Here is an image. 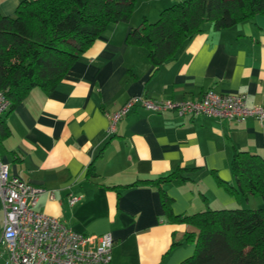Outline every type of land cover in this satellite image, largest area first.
Listing matches in <instances>:
<instances>
[{
	"label": "crops",
	"instance_id": "crops-1",
	"mask_svg": "<svg viewBox=\"0 0 264 264\" xmlns=\"http://www.w3.org/2000/svg\"><path fill=\"white\" fill-rule=\"evenodd\" d=\"M22 1L0 0V10L14 15ZM140 1L130 21L111 25L57 88H34L3 115L0 155L14 176L44 189L36 210L77 232L111 233V264H180L195 245L186 240L188 224L168 219L162 193L178 215L263 207L264 196L246 200L229 188L235 149L264 156V123L136 106L111 131L112 115L131 97L182 101L207 90L246 94L249 105L264 106V15L218 31L206 23L155 70L147 50L127 36L174 0H148L151 14ZM178 169L186 179L159 184ZM71 196L80 199L71 204Z\"/></svg>",
	"mask_w": 264,
	"mask_h": 264
},
{
	"label": "trees",
	"instance_id": "trees-1",
	"mask_svg": "<svg viewBox=\"0 0 264 264\" xmlns=\"http://www.w3.org/2000/svg\"><path fill=\"white\" fill-rule=\"evenodd\" d=\"M136 4L137 0H24L14 15L0 10V90L11 100L10 110L34 88H57L111 25L130 21ZM256 15H264V0H178L154 22L143 17L127 42L145 48L156 70L175 58L206 23L218 31ZM232 170L236 185L230 186L231 192L246 200L264 196V156L235 149ZM179 178L186 179L181 169L158 182ZM162 201L171 222L190 227L186 240L195 251L180 264H264V206L178 215L165 192Z\"/></svg>",
	"mask_w": 264,
	"mask_h": 264
},
{
	"label": "built area",
	"instance_id": "built-area-1",
	"mask_svg": "<svg viewBox=\"0 0 264 264\" xmlns=\"http://www.w3.org/2000/svg\"><path fill=\"white\" fill-rule=\"evenodd\" d=\"M11 106V100L0 90V122ZM136 106L158 113L174 111L180 117L207 115L238 121L254 117L264 123V106L249 105L246 94L207 90L200 97L182 101L131 97L112 115L110 130ZM43 190L14 176L10 164L0 155V197L5 212L0 232V264H111L113 235L77 232L59 218L36 210ZM79 199L71 196L70 203ZM95 240L96 246L88 248Z\"/></svg>",
	"mask_w": 264,
	"mask_h": 264
},
{
	"label": "rangeland",
	"instance_id": "rangeland-1",
	"mask_svg": "<svg viewBox=\"0 0 264 264\" xmlns=\"http://www.w3.org/2000/svg\"><path fill=\"white\" fill-rule=\"evenodd\" d=\"M138 1V0H137ZM140 1V0H139ZM178 0H174V2H176ZM140 6L139 7H143L144 8V11L146 10L147 13H150L153 12L151 11L153 8H152V3L148 2V0H141L140 2ZM152 8V9H151ZM136 11V10H134ZM146 14V13H145ZM143 14H141L142 16ZM159 14L157 13H154V16L151 14L148 18V20H150L151 22H154L156 21L158 18H159ZM133 17V16H132ZM209 23V22H208ZM4 206H3V203H2V200L0 199V232H1V229L3 227V223H4Z\"/></svg>",
	"mask_w": 264,
	"mask_h": 264
}]
</instances>
